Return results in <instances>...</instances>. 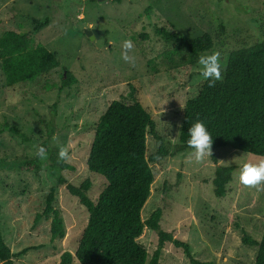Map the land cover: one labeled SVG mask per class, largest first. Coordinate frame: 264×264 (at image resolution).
Instances as JSON below:
<instances>
[{"label":"rangeland","instance_id":"1","mask_svg":"<svg viewBox=\"0 0 264 264\" xmlns=\"http://www.w3.org/2000/svg\"><path fill=\"white\" fill-rule=\"evenodd\" d=\"M49 18L33 35V47L57 55L59 66L34 82L7 87L0 64V218L5 243L13 253L28 248L15 264H58L64 252L75 255L89 219V211L67 186L56 189L54 207L63 219L65 236L51 242L52 216L42 213L53 183L48 168L69 164L61 171L67 185L92 182L88 196L96 203L107 183L87 167L99 118L113 101L132 104L134 96L151 114L158 135L170 155L152 163L155 181L142 210L146 221L163 211L162 229L191 247L195 259L212 264H255L257 250L242 243L243 234L260 240L264 230V184L239 183L243 162L264 157L231 148L215 150L217 165L236 167L222 198L214 195L216 164L208 156L197 162L192 151L176 153L186 102L205 82L198 61L187 54L165 53L174 48L161 30L191 39L209 34L212 51L221 55L224 74L231 52L264 40V0H0V37L7 31L33 32L32 19ZM93 29L91 39L85 30ZM131 40L134 57L123 59V44ZM70 71L78 84L61 90L62 76ZM38 146L46 159L36 156ZM60 146L70 159L60 160ZM160 146L147 136V155ZM40 159L42 170H19L27 160ZM139 243L148 252L147 264L158 246V235L145 227ZM1 264V263H0ZM73 264H78L75 259ZM158 264H190L181 249L167 243Z\"/></svg>","mask_w":264,"mask_h":264},{"label":"trees","instance_id":"2","mask_svg":"<svg viewBox=\"0 0 264 264\" xmlns=\"http://www.w3.org/2000/svg\"><path fill=\"white\" fill-rule=\"evenodd\" d=\"M32 24L31 33L7 31L0 37V64L7 87L34 82L59 66L56 53L43 46H32L33 35L49 24V18L32 19ZM161 32L167 41L174 43V48L165 53L174 62V67L180 66L175 56L182 58L187 54L189 63L195 65L199 56L212 52L216 43L209 34L191 39L178 32L164 29ZM222 77L214 87H209L205 81L198 94L186 102L175 152L192 151L187 144L188 129L200 119L213 138L210 157L214 164H218L215 150L219 148L264 157V40L231 52ZM77 84L76 77L66 69L61 90ZM134 93L132 87V104L113 101L97 122L87 159L89 171L107 183L97 202H92L88 196L92 187L89 179L78 187L67 185L60 172L73 167L53 163L48 168L53 185L47 194L44 210L36 215L34 225L52 216L51 242L64 238L63 219L54 202L56 189L66 185L70 194L88 209L89 219L75 255L64 252L58 264H73L75 259L78 264H147L148 252L138 241L145 227L158 235L157 249L148 264H158L167 243L181 249L190 264H212L195 259L188 243L162 229L161 209L154 211L146 221L142 219V210L155 181L151 164L169 156L170 152L158 135L151 114ZM148 135L160 142L158 150L150 156L147 155ZM18 169L38 174L42 163L40 159L27 160ZM235 169L234 166H216L212 181L215 197L226 195ZM1 214L0 205V218ZM242 243L256 248L255 264H264V230L260 240L244 233ZM29 250L13 253L5 243L0 222L1 264H15L14 259Z\"/></svg>","mask_w":264,"mask_h":264},{"label":"clouds","instance_id":"3","mask_svg":"<svg viewBox=\"0 0 264 264\" xmlns=\"http://www.w3.org/2000/svg\"><path fill=\"white\" fill-rule=\"evenodd\" d=\"M123 48V59L129 62L133 61L134 57L128 54L133 49L132 41L125 40ZM198 65L200 66L199 77L207 81L209 87H214L216 82L223 78L222 72L224 69L219 52L212 51L200 55L198 58ZM188 136L189 139L187 140V144L192 149L191 156L194 157L197 162L202 161L208 156H212L211 149L213 138L204 121L197 119L188 129ZM46 155V149L43 146H38L36 156L43 160L46 159ZM58 157L63 161L69 160L71 157L68 148L60 146ZM238 171V180L240 184L256 187L264 184V159H260L258 162H243Z\"/></svg>","mask_w":264,"mask_h":264},{"label":"water","instance_id":"4","mask_svg":"<svg viewBox=\"0 0 264 264\" xmlns=\"http://www.w3.org/2000/svg\"><path fill=\"white\" fill-rule=\"evenodd\" d=\"M84 33L86 36L90 37L91 39L98 37V32L96 30H93V29H87V30H85Z\"/></svg>","mask_w":264,"mask_h":264}]
</instances>
